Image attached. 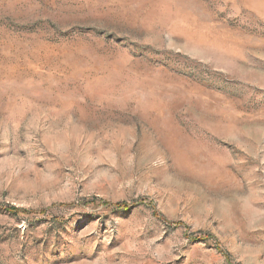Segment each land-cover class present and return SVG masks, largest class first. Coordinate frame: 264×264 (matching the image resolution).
<instances>
[{
	"label": "rangeland",
	"instance_id": "374dc122",
	"mask_svg": "<svg viewBox=\"0 0 264 264\" xmlns=\"http://www.w3.org/2000/svg\"><path fill=\"white\" fill-rule=\"evenodd\" d=\"M0 264H264V0H0Z\"/></svg>",
	"mask_w": 264,
	"mask_h": 264
}]
</instances>
